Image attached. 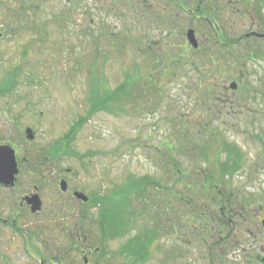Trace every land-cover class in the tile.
<instances>
[{
	"label": "rangeland",
	"instance_id": "rangeland-1",
	"mask_svg": "<svg viewBox=\"0 0 264 264\" xmlns=\"http://www.w3.org/2000/svg\"><path fill=\"white\" fill-rule=\"evenodd\" d=\"M24 6L22 0H0V81L15 67L18 75L11 86L17 82L16 88L37 100L39 109L51 113L53 120L45 117L43 128H53L56 198L64 179L67 194L82 193L91 204L84 206L71 199L69 211L61 213L66 206L61 202L60 215L55 212L52 222L31 220L27 228L22 224L25 232L2 246L6 250L0 253V263L7 257L9 264H40L42 254L37 252L46 249L60 258L56 262L66 256L70 262L65 263L70 264H83L85 256L94 264L97 258L104 261L123 255L137 226L109 240L106 253H97V258L89 255L101 238H92V245L90 239L86 242L85 233L97 227L104 196L129 175L168 179L171 168L165 165L175 166L176 160L195 176L200 171L207 177L209 171L217 170L215 165L219 168L214 161L226 156L223 150L216 153L223 148L222 142L237 146L244 154L242 166L224 176L228 181L225 191L234 193L233 218L238 223L241 215L257 214L259 201L264 206V52L259 48L264 50V0H27L33 17L23 11L21 25L18 12ZM189 28L195 29L200 52L187 40ZM252 31L262 38L228 41ZM111 37L126 38L127 51L120 54L108 44ZM215 39L221 44H214ZM167 51L186 58L172 76L154 78L161 87L154 99L151 91L150 101L135 97L140 100L133 98L123 112L111 106L91 113V92L116 89L125 80L123 66L131 67L136 57L141 60L137 61L141 72L151 75L154 61L160 56L166 61ZM215 60L223 63L220 74ZM208 66L212 69L209 75ZM233 81L238 89L230 87ZM186 128L193 131L187 145L188 139L182 136ZM209 131L215 132L216 140H210ZM171 148L175 154L170 158ZM181 190L186 191L175 187L174 192ZM174 203L180 212L181 204L176 199ZM223 221L213 222L207 233L184 232L180 226L177 237L161 236L149 260L136 263L134 255L129 260L133 264H250L244 251L255 250L250 244L256 238L238 227L221 240L217 226ZM37 227L47 232L44 239H51V247L38 238L28 241V234ZM74 252L78 262H73ZM129 260L124 257L120 264Z\"/></svg>",
	"mask_w": 264,
	"mask_h": 264
},
{
	"label": "trees",
	"instance_id": "trees-1",
	"mask_svg": "<svg viewBox=\"0 0 264 264\" xmlns=\"http://www.w3.org/2000/svg\"><path fill=\"white\" fill-rule=\"evenodd\" d=\"M246 1L247 0H244V2ZM22 3H24L25 6L18 12V14L21 15V19L23 15H25L22 14L25 10H27L26 13L31 15L28 10L27 0H22ZM75 3L78 6L79 3ZM31 17L33 16L31 15L30 18ZM31 21L32 20L29 19V24ZM19 23L22 25L23 19L20 20ZM111 34L112 33H110V35ZM215 41L217 44H221V41L217 39L214 40V44ZM228 41L232 44L239 42V39H229ZM107 43L112 44L114 49L118 50L120 54L126 52L128 49L126 38H117L116 40L111 37ZM194 50L200 52L202 48L200 46L198 49ZM169 53V51L165 52L166 61L159 55L160 57L154 61L155 67H153V72L149 76H145V74L141 72V63H139L141 60H139L138 57L133 60L134 62L131 67L123 66L122 71L125 75V80L118 85L116 89L106 93H102L99 89L91 92L89 97L92 104L90 109L91 113L99 109L110 110L111 106H113L112 110L118 108L120 112H123L127 110V106L130 104L131 100L139 101L145 98L150 101L151 99L148 92L151 91H153L151 95L152 99H154L155 93L161 91V87L157 85V80H154V78L156 76L158 78L162 76H172L176 72L175 67L183 65L184 58H186L185 54L179 57L178 55H171ZM208 58H210L209 55ZM236 60L239 61L238 58H236ZM212 62L215 65V69L218 70L220 74L223 63L216 60ZM16 71L17 69L15 68L11 73V81L16 80ZM207 72L208 75L209 72H212L209 66ZM134 76L137 77V79L133 78ZM144 79H148V81L145 82ZM11 85L12 84H0V87H11ZM135 97L140 99H136ZM82 120L83 119H80L78 124H81ZM192 132L193 131L189 128L183 130L182 136L188 139L186 145L191 142L189 138H191L190 135ZM74 133L75 131L72 130L71 139H73ZM209 135L211 141L216 140L215 132L209 131ZM205 136L208 135L205 134ZM199 143L198 141L197 144L199 145ZM222 145L223 148L219 149L216 153L220 155V151L223 150L226 152V156L224 160L220 162V158L214 161V163L218 162L219 168L215 165L217 170H215V172L209 171L207 177H202L200 171L199 174L195 176L193 172L182 168L179 161L176 160L173 163L175 166H171V164L170 166L165 165V168H171L169 171L170 174L167 175L168 179L163 175H129L122 183L118 186L116 185V187L119 188H112L110 194L108 196L105 195L102 200L100 218L97 219L96 222L97 227H93L94 229L85 233L86 242L90 239L88 242L92 244V238H97L99 236L101 239L99 243L95 241V244L101 249V253L103 254L107 252L105 248L109 240L128 233L131 226H137L138 231L135 236H129L128 242L124 246V249H122L123 255L116 254L113 258L106 257L103 261L102 258H97L99 253H95L94 256L97 259H94L93 263L120 264L122 258L127 257L129 260L132 259L133 255L137 257L136 263L138 261H147L152 257V247L154 244H157L156 242L160 240L162 235L173 234V236L177 237L176 235L179 233L180 226V228L183 227L184 232L204 230L207 233L213 222L216 223L221 218L223 219L225 210L232 211V192H230L228 188L225 191V187H228L226 186L228 181L224 176L233 175L234 172L242 166L244 154L237 146L228 142H222ZM201 152L205 153V150L203 149ZM174 154L171 148L168 151V156L171 158ZM175 187H183L186 191H182V189L175 193ZM168 193L174 194L175 198H171V195ZM165 195L168 196L165 197ZM101 198L102 197L96 202L99 203ZM175 199L181 204L182 210L180 212H178V210H180L179 207L175 206ZM201 202L205 205L199 206L198 204ZM217 217H220V219ZM75 243V240L72 241V244ZM128 256L130 258H128ZM125 263L133 264L131 261L130 263L125 261Z\"/></svg>",
	"mask_w": 264,
	"mask_h": 264
},
{
	"label": "flooded vegetation",
	"instance_id": "flooded-vegetation-1",
	"mask_svg": "<svg viewBox=\"0 0 264 264\" xmlns=\"http://www.w3.org/2000/svg\"><path fill=\"white\" fill-rule=\"evenodd\" d=\"M256 36L260 35L256 34ZM12 72V69L8 72L7 82L5 79L0 81V84L13 85L15 81H11L10 78ZM17 75L16 72V78ZM16 85L17 82L14 87H0V253L6 250L2 246L8 239L21 231L25 232L22 224L24 228H27L31 220L37 223L44 221L46 224L52 222L55 212L60 215V207L58 209L57 207L62 205L61 202L66 204L62 208V214L69 211L71 199H78L84 206L88 202L87 199H79L74 194H67L68 187L66 190L59 191L56 198L53 128L51 125L50 128H43L45 117L52 120L53 118H49L51 113L47 109L46 111L39 109L37 100L29 98L28 94L22 93ZM2 175L9 178H3ZM258 204L260 207L257 214L254 212V216L241 215L239 217L241 223L236 222L232 211L225 210L224 221L217 226L219 229L217 236L221 240L229 234L232 236L238 227L243 232L249 231L256 238L255 243L250 244V247L254 246L255 250L244 251L250 264H264V206L262 201ZM226 211L230 213V216H227ZM79 217L82 218V216ZM46 233L43 228L37 227L28 234V241L38 238L51 247V239H44ZM257 249L259 251H256ZM96 250L98 252L99 249ZM90 252L91 256L94 250L90 248ZM37 253L42 254L40 264H70L65 263L67 259L70 262L69 257L66 256L63 260L56 262L54 259L57 256L53 257L49 249ZM83 253L86 254L88 251L83 250ZM27 254L33 256L34 253L27 251ZM75 254L76 252L73 253V262L74 260L78 262V255ZM57 259L60 258L57 257ZM83 261V264H89L90 259L85 256ZM8 262L6 257L5 263L0 264H9Z\"/></svg>",
	"mask_w": 264,
	"mask_h": 264
},
{
	"label": "water",
	"instance_id": "water-1",
	"mask_svg": "<svg viewBox=\"0 0 264 264\" xmlns=\"http://www.w3.org/2000/svg\"><path fill=\"white\" fill-rule=\"evenodd\" d=\"M187 37L189 39V41L192 43V45L197 48L199 46V42L196 38V35H195V31L193 29H189L188 32H187ZM231 87L232 88H236L237 87V83L236 82H232L231 83ZM3 178H9V177H6L5 175H2ZM9 181V179H6ZM62 187L63 189H66L67 187V183L65 181L62 182ZM79 197L81 198H84V195L83 194H77Z\"/></svg>",
	"mask_w": 264,
	"mask_h": 264
}]
</instances>
